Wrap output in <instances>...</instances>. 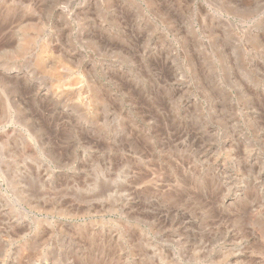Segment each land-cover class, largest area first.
Here are the masks:
<instances>
[{
	"label": "rangeland",
	"instance_id": "374dc122",
	"mask_svg": "<svg viewBox=\"0 0 264 264\" xmlns=\"http://www.w3.org/2000/svg\"><path fill=\"white\" fill-rule=\"evenodd\" d=\"M262 191L264 0H0V264H261Z\"/></svg>",
	"mask_w": 264,
	"mask_h": 264
},
{
	"label": "bare ground",
	"instance_id": "6f19581e",
	"mask_svg": "<svg viewBox=\"0 0 264 264\" xmlns=\"http://www.w3.org/2000/svg\"><path fill=\"white\" fill-rule=\"evenodd\" d=\"M57 64H58V63H57ZM61 66H62V65H61ZM52 67H53V66H52ZM56 67H57V66H56ZM56 67H55V69H56ZM55 69H54V70H55ZM48 70H49V69H48ZM51 70H52V69H51ZM49 72H50V70H49ZM51 73H52V72H51ZM53 73H54V72H53ZM55 73H56V72H55ZM23 152H24V151H23ZM245 190H246V189H245ZM248 191H249V190H248ZM249 192H250V191H249ZM259 192H260V191H259ZM259 192H258V193H259ZM262 192H263V191H262ZM262 192H261V193H262ZM244 193H248V192H245V191H244ZM250 193H251V192H250ZM258 193H257V194H258ZM263 193H264V192H263ZM252 194H254V193H252ZM236 195H237V194H236ZM240 195H241V194H240ZM240 195H239V196H240ZM243 196H245V195H243ZM256 196H257V195H256ZM256 196H255V197H256ZM259 197H261V196H259ZM229 198H231V197H229ZM233 198H234V197H233ZM241 198H242V196H241ZM246 198H250L251 201L253 200L254 203H256L257 205H259V206H257V205H256V206H257V208L259 207L258 209H260V212H263V211H264V204L259 203V201H258L259 199L257 200V199L254 198V199H255V200H254L252 195H251V196H250V195H249V196L247 195ZM257 198H258V197H257ZM231 199H232V198H231ZM234 199H236V198H234ZM243 199H244V198H243ZM262 199H263V198H262ZM236 201H237V200H236ZM236 201H234V202H236ZM240 201H241V200H240ZM245 201H246V200H245ZM247 201H248V200H247ZM247 201H246V202H247ZM253 201H252V202H253ZM226 202H228V201H226ZM252 202L249 201V202H247V204L245 203V204H246V209H248V211H250V210L252 209V208L250 209V207L252 206V205L250 206V204H251ZM228 205H229V204H228ZM233 205H234V203H233ZM225 207H227V206H225ZM230 207H231V205H230ZM227 208H228V207H227ZM236 208H237V207H236ZM241 209H242V208H241ZM232 210H234V209H232ZM238 211H239V210H238ZM238 211H237V213H238ZM242 211H243V212H246V211H244V210H242ZM258 211H259V210H258ZM230 212H231V211H230ZM240 212H241V211H240ZM234 213H235V212H234ZM225 214H226V213H225ZM233 215H234V214H233ZM250 215H251V214H250ZM252 215H253V213H252ZM228 217H229V215H227V218H228ZM237 217H238V216H237ZM242 217H244V216H242ZM235 218H236V217H235ZM252 218H253V217H252ZM257 218H258V217H257ZM250 219H251V217H250ZM229 220H230V222H232V221L234 220V217H233L231 214H230V219H229ZM231 220H232V221H231ZM242 220H243V219H242ZM247 220H249V219L247 218ZM238 222H239V221H238ZM241 222H244V220L241 221ZM248 222L253 223L252 221H248ZM248 222H247V223H248ZM262 222H263V220H262ZM236 223H237V222H236ZM251 223H250V224H251ZM228 224H229V223H228ZM231 224H232V223H231ZM242 224H243V223H242ZM242 224H241V225H242ZM258 224H260V223H257L256 228L258 227ZM245 225H246V224H245ZM247 225H248V224H247ZM260 225L262 226V224H260ZM234 226H235V223H234ZM234 226H233V227H234ZM238 226H239V223H238ZM253 227H254V226H253ZM247 228H248V227H247ZM231 229H232V228H231ZM235 229H236V228H235ZM259 229H261V228H259ZM238 230H239V229H238ZM241 231H242V230H241ZM241 231H240V232H241ZM245 231H246V230H245ZM240 232H239V233H240ZM246 232H247V231H246ZM246 232H244V233H246ZM256 232H257V230H256ZM256 232H255V233H256ZM237 233H238V232H237ZM248 233H249V232H248ZM257 233H258V232H257ZM253 234H254V233H253ZM228 235H229V234H228ZM238 235H239V234H238ZM258 235H259V234H258ZM260 235H261V234H260ZM260 235H259V236H260ZM236 236H237V234H236ZM247 236H248V235H246V238H247ZM259 236H257V237H259ZM234 237H235V236H234ZM234 237H233V238H234ZM253 238H254V237H253ZM260 238H261V237H260ZM260 238H259V239H260ZM244 239H245V238H244ZM261 239H263V238H261ZM261 239H260V241H261ZM252 240H253V239H252ZM257 240H258V239H257ZM245 241H246V240H245ZM233 244H234V243H233ZM238 244H239V243H238ZM261 244H262V243H261ZM263 244H264V243H263ZM254 246H256V245L254 244ZM256 247H257V246H256ZM254 249H255V248H254ZM262 249H263V247H262ZM262 249H261V250H262ZM263 250H264V249H263ZM249 251H250V250H249ZM252 251H253V248H252ZM247 252H248V251H247ZM245 253H246V252H245ZM241 254H242V253H241ZM244 255H245V254H244ZM252 255H253V254H252ZM252 255H251V257H252ZM238 256H240V255H238ZM259 256H260V254H259ZM259 256H258V257H259ZM248 257H250V256H248ZM258 257H257V258H258ZM261 257H262V256H261ZM262 258H263V257H262ZM244 259H245V258H244ZM246 259H247V258H246ZM232 260H235V259H232ZM247 260H248V259H247ZM236 261H237V260H235V263H236ZM232 262H233V261H232ZM250 262H252V261H249V263H250ZM259 262H262V260H261V261L259 260ZM263 263H264V262H263ZM263 263H261V264H263ZM233 264H234V263H233ZM255 264H256V263H255Z\"/></svg>",
	"mask_w": 264,
	"mask_h": 264
}]
</instances>
